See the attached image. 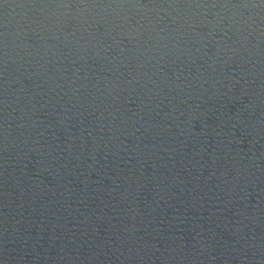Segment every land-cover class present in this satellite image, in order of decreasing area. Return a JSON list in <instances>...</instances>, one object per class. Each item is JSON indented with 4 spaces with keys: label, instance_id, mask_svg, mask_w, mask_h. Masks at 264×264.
Returning <instances> with one entry per match:
<instances>
[{
    "label": "water",
    "instance_id": "obj_1",
    "mask_svg": "<svg viewBox=\"0 0 264 264\" xmlns=\"http://www.w3.org/2000/svg\"><path fill=\"white\" fill-rule=\"evenodd\" d=\"M0 264H264V0H0Z\"/></svg>",
    "mask_w": 264,
    "mask_h": 264
}]
</instances>
